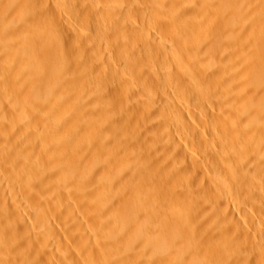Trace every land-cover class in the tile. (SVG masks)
<instances>
[{"label": "bare ground", "instance_id": "6f19581e", "mask_svg": "<svg viewBox=\"0 0 264 264\" xmlns=\"http://www.w3.org/2000/svg\"><path fill=\"white\" fill-rule=\"evenodd\" d=\"M0 264H264V0H0Z\"/></svg>", "mask_w": 264, "mask_h": 264}, {"label": "rangeland", "instance_id": "374dc122", "mask_svg": "<svg viewBox=\"0 0 264 264\" xmlns=\"http://www.w3.org/2000/svg\"><path fill=\"white\" fill-rule=\"evenodd\" d=\"M167 207H169L168 205L166 206V208H164V209H162V214H164V213H169L170 212V207L169 208H167ZM156 210V209H155ZM175 220H177V219H175ZM178 222V221H177ZM193 238H189V243L191 242V244H193L194 243V241L192 240Z\"/></svg>", "mask_w": 264, "mask_h": 264}]
</instances>
